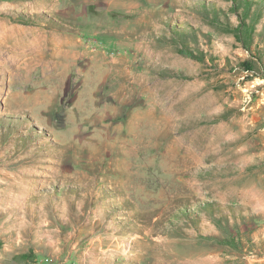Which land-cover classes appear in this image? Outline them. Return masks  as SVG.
I'll use <instances>...</instances> for the list:
<instances>
[{
    "label": "rangeland",
    "instance_id": "obj_1",
    "mask_svg": "<svg viewBox=\"0 0 264 264\" xmlns=\"http://www.w3.org/2000/svg\"><path fill=\"white\" fill-rule=\"evenodd\" d=\"M0 264H264V0H0Z\"/></svg>",
    "mask_w": 264,
    "mask_h": 264
},
{
    "label": "trees",
    "instance_id": "obj_2",
    "mask_svg": "<svg viewBox=\"0 0 264 264\" xmlns=\"http://www.w3.org/2000/svg\"><path fill=\"white\" fill-rule=\"evenodd\" d=\"M243 30L240 31V27L238 28H232L233 32L237 35L238 38H240V40L244 41V39H249V37L251 36V32H252V28L248 29L246 24L245 26H243ZM243 32V33H241ZM179 51L181 53L187 54L192 56L193 58L199 60V61H204V55L202 53H193L191 50L189 49H179Z\"/></svg>",
    "mask_w": 264,
    "mask_h": 264
},
{
    "label": "bare ground",
    "instance_id": "obj_3",
    "mask_svg": "<svg viewBox=\"0 0 264 264\" xmlns=\"http://www.w3.org/2000/svg\"><path fill=\"white\" fill-rule=\"evenodd\" d=\"M102 60V59H101ZM102 65V64H101ZM97 95V94H96Z\"/></svg>",
    "mask_w": 264,
    "mask_h": 264
}]
</instances>
